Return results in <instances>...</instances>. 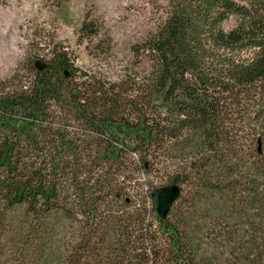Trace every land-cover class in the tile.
Listing matches in <instances>:
<instances>
[{"label":"trees","instance_id":"1","mask_svg":"<svg viewBox=\"0 0 264 264\" xmlns=\"http://www.w3.org/2000/svg\"><path fill=\"white\" fill-rule=\"evenodd\" d=\"M133 48L140 74L119 84L57 47L0 81V264L10 217L29 254L31 235L79 215L80 243L47 244V264H264V0H167ZM155 164L169 181L132 207L133 172ZM170 183L162 220L151 194ZM207 208L225 220L199 228Z\"/></svg>","mask_w":264,"mask_h":264},{"label":"rangeland","instance_id":"2","mask_svg":"<svg viewBox=\"0 0 264 264\" xmlns=\"http://www.w3.org/2000/svg\"><path fill=\"white\" fill-rule=\"evenodd\" d=\"M166 13L167 0H0V81L9 80L19 68L22 73L26 71L30 61H48L51 50L57 47L69 54L78 74L87 73L107 84H119L127 75L140 74V55L136 56L132 49L161 23ZM84 23L92 31L84 32ZM162 166L155 164L150 173L143 174L137 169L133 172V188L127 189L132 207L143 203L145 182L167 184L170 174ZM183 187L186 197L188 190L186 185ZM116 207L126 210L121 204ZM207 211L199 216L202 217L199 228L211 219L224 217L212 208ZM225 218L247 231L238 217ZM24 221L21 216L8 219L3 247L4 253L9 254L4 257L6 264H47V254H43V250L48 252L47 244L54 242V250L63 251L83 238L84 218L62 217L52 222L51 234L42 228L31 235L29 245L32 242L34 245L28 254L22 243L16 245Z\"/></svg>","mask_w":264,"mask_h":264},{"label":"water","instance_id":"3","mask_svg":"<svg viewBox=\"0 0 264 264\" xmlns=\"http://www.w3.org/2000/svg\"><path fill=\"white\" fill-rule=\"evenodd\" d=\"M152 199L155 204V211L162 220H166L172 206L180 196V188L170 183L168 186L152 191Z\"/></svg>","mask_w":264,"mask_h":264}]
</instances>
